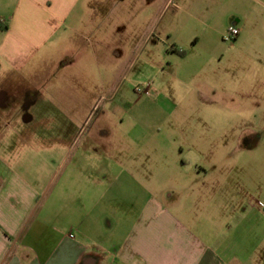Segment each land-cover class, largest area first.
Returning <instances> with one entry per match:
<instances>
[{
  "label": "rangeland",
  "instance_id": "rangeland-1",
  "mask_svg": "<svg viewBox=\"0 0 264 264\" xmlns=\"http://www.w3.org/2000/svg\"><path fill=\"white\" fill-rule=\"evenodd\" d=\"M263 3L83 0L62 39L0 82L10 163L23 161L32 175L61 134L137 129L172 142L182 131H210L218 153L202 163L242 186L244 209L253 212L251 232L235 234L234 245L263 238L255 257L264 260ZM240 17L246 39L256 38L225 41ZM257 214L260 233L252 230Z\"/></svg>",
  "mask_w": 264,
  "mask_h": 264
},
{
  "label": "crops",
  "instance_id": "crops-1",
  "mask_svg": "<svg viewBox=\"0 0 264 264\" xmlns=\"http://www.w3.org/2000/svg\"><path fill=\"white\" fill-rule=\"evenodd\" d=\"M81 2L0 0V82L62 39ZM233 22L239 39L256 38L246 39L243 18ZM4 100L0 93V118ZM178 138L137 129L61 134L31 175L23 161L10 163L2 136L0 264H264L255 257L263 238L234 245L235 234L251 232L243 187L202 163L218 153L217 136ZM259 217L254 232L264 231Z\"/></svg>",
  "mask_w": 264,
  "mask_h": 264
},
{
  "label": "built area",
  "instance_id": "built-area-1",
  "mask_svg": "<svg viewBox=\"0 0 264 264\" xmlns=\"http://www.w3.org/2000/svg\"><path fill=\"white\" fill-rule=\"evenodd\" d=\"M239 34H240V30L238 29L236 25L233 24L228 29V33L225 37V41H231L233 39H236L239 36Z\"/></svg>",
  "mask_w": 264,
  "mask_h": 264
},
{
  "label": "trees",
  "instance_id": "trees-1",
  "mask_svg": "<svg viewBox=\"0 0 264 264\" xmlns=\"http://www.w3.org/2000/svg\"><path fill=\"white\" fill-rule=\"evenodd\" d=\"M179 54H181V55H182V53H179Z\"/></svg>",
  "mask_w": 264,
  "mask_h": 264
}]
</instances>
